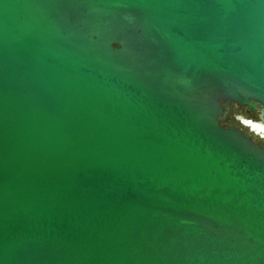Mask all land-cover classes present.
<instances>
[{
    "label": "water",
    "instance_id": "95a60500",
    "mask_svg": "<svg viewBox=\"0 0 264 264\" xmlns=\"http://www.w3.org/2000/svg\"><path fill=\"white\" fill-rule=\"evenodd\" d=\"M234 107L264 139V0H0V264H264Z\"/></svg>",
    "mask_w": 264,
    "mask_h": 264
},
{
    "label": "flooded vegetation",
    "instance_id": "af4514ba",
    "mask_svg": "<svg viewBox=\"0 0 264 264\" xmlns=\"http://www.w3.org/2000/svg\"><path fill=\"white\" fill-rule=\"evenodd\" d=\"M261 111H262V109L259 107L255 111V113H251L250 111H248L247 108L234 107L232 115H231V118H232L231 123H233L234 125H236L237 127L241 128V129L245 130L246 132L250 133L256 139L257 143L264 145V139L263 138H261L260 136H257L254 132H251L248 128L242 126L238 121L235 120L236 116H242L246 120H250L254 123H257V122H259V115H260Z\"/></svg>",
    "mask_w": 264,
    "mask_h": 264
},
{
    "label": "bare ground",
    "instance_id": "6f19581e",
    "mask_svg": "<svg viewBox=\"0 0 264 264\" xmlns=\"http://www.w3.org/2000/svg\"><path fill=\"white\" fill-rule=\"evenodd\" d=\"M254 127H256V128H257L258 126H257V125H255ZM251 128H253V127L251 126ZM257 130H258V131H261V130L259 129V127L256 129V131H257Z\"/></svg>",
    "mask_w": 264,
    "mask_h": 264
},
{
    "label": "rangeland",
    "instance_id": "374dc122",
    "mask_svg": "<svg viewBox=\"0 0 264 264\" xmlns=\"http://www.w3.org/2000/svg\"><path fill=\"white\" fill-rule=\"evenodd\" d=\"M231 124H233V123H231Z\"/></svg>",
    "mask_w": 264,
    "mask_h": 264
}]
</instances>
